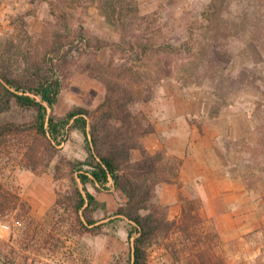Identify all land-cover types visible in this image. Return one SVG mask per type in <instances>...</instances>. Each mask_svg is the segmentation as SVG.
<instances>
[{
    "label": "rangeland",
    "instance_id": "rangeland-1",
    "mask_svg": "<svg viewBox=\"0 0 264 264\" xmlns=\"http://www.w3.org/2000/svg\"><path fill=\"white\" fill-rule=\"evenodd\" d=\"M212 1L139 0L142 29L147 31L144 41L171 47L175 61L174 75L152 84L153 100L138 107L153 123L163 107L172 114L192 115L188 116L190 126L180 135L188 130L189 147L183 157L194 163L186 165L181 185L159 187L171 218H181L183 196L201 213L199 233L219 234L216 252L226 264H264V0H226L216 29L203 17ZM19 18L35 36L55 19L48 2L0 0V43L17 35L14 23ZM76 19V27H83L90 37L119 43V35L95 7L81 11ZM137 35L142 41V31ZM84 46L78 41L69 50L72 66L57 115L76 106L95 109L105 97L104 85L82 69L91 60ZM121 56L120 50L109 49L97 59L104 65L119 64ZM200 107L204 113L195 116ZM19 146L0 158V183L20 196V204H26L6 213L0 210V262L130 264L133 227L115 215L126 202L125 195L113 183L100 193L91 189L107 204V211L101 214L100 233H81L73 212L65 205L57 206L58 195L68 191V180L56 181L53 167L41 174L25 169ZM184 146L178 140L165 149L175 156L171 149ZM60 148L70 159L87 157L80 131L70 132ZM4 224L11 229L4 231ZM182 239L173 237L179 244ZM166 244L162 241L152 247L149 264H179Z\"/></svg>",
    "mask_w": 264,
    "mask_h": 264
},
{
    "label": "trees",
    "instance_id": "trees-1",
    "mask_svg": "<svg viewBox=\"0 0 264 264\" xmlns=\"http://www.w3.org/2000/svg\"><path fill=\"white\" fill-rule=\"evenodd\" d=\"M42 1L49 3L55 19L46 23L41 34H31L26 21L19 18L14 23L17 35L0 43V158L20 145L18 154L25 169L41 174L53 167L56 181L68 180V191L58 195L57 206L65 205L73 212L81 233L101 232V214L107 211V204L96 193L113 183L126 197L115 215L133 227L130 264H149L152 247L162 241L168 242L176 263L226 264L216 252L219 234L199 233L202 218L195 203L181 196L186 204L181 218L174 220L170 207L160 199L161 185H181L183 159L169 155L166 149L148 151L144 138L156 128L138 105L153 100L157 81L174 75L175 60L171 47L144 41L147 31L142 29L139 0ZM225 1L213 0L204 13L212 29L220 25ZM92 7L119 35V43L90 37L83 27H76L77 15ZM137 31H142V41ZM78 41L85 43L83 52L91 57L82 69L104 85L105 97L95 109L76 106L57 115L72 66L69 50ZM109 49L122 52L119 64L98 61V54ZM72 131L84 135L85 160L61 154L60 147ZM21 201L0 183L2 213L19 205L26 207ZM180 235V244L174 242L173 237Z\"/></svg>",
    "mask_w": 264,
    "mask_h": 264
},
{
    "label": "crops",
    "instance_id": "crops-1",
    "mask_svg": "<svg viewBox=\"0 0 264 264\" xmlns=\"http://www.w3.org/2000/svg\"><path fill=\"white\" fill-rule=\"evenodd\" d=\"M204 108L200 107V109H198V112H196V114H194L195 116H199L202 113H204ZM189 113L187 112V114H182V113H178V114H172L168 112V107H163L161 109V116L160 118L155 121L154 125L156 128L155 133H152L148 136H146L144 138V143L148 149V151L150 153H156L159 150L169 148L168 146H172V143H174L175 141L177 142L178 140H180L181 144L184 145L185 143V148L182 150H175L172 148V153L183 159V167H182V171H181V181L184 180L185 177V168L186 165L189 163H194L191 161V159L189 158H185L183 156L186 155V151H188V147H189V140H188V130H186V135H180V131H182V129H187L190 125H189V121H188V116H192V115H188ZM179 133V134H178ZM184 137V140L183 138ZM162 138V139H160ZM183 141H185L184 143H182ZM167 143V144H166ZM168 152V151H167ZM169 154V153H168ZM170 155V154H169ZM112 183L110 182L109 185H111ZM171 185H167L165 184L163 186V188L165 187H169Z\"/></svg>",
    "mask_w": 264,
    "mask_h": 264
},
{
    "label": "built area",
    "instance_id": "built-area-1",
    "mask_svg": "<svg viewBox=\"0 0 264 264\" xmlns=\"http://www.w3.org/2000/svg\"><path fill=\"white\" fill-rule=\"evenodd\" d=\"M2 228H3V230L4 231H9L11 228H10V226H8V225H2Z\"/></svg>",
    "mask_w": 264,
    "mask_h": 264
},
{
    "label": "water",
    "instance_id": "water-1",
    "mask_svg": "<svg viewBox=\"0 0 264 264\" xmlns=\"http://www.w3.org/2000/svg\"><path fill=\"white\" fill-rule=\"evenodd\" d=\"M0 264H2V263L0 262Z\"/></svg>",
    "mask_w": 264,
    "mask_h": 264
}]
</instances>
